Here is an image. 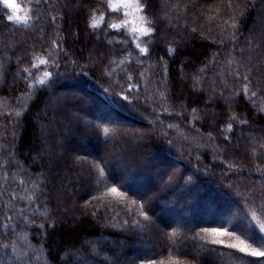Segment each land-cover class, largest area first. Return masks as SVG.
I'll list each match as a JSON object with an SVG mask.
<instances>
[{
  "label": "trees",
  "instance_id": "1",
  "mask_svg": "<svg viewBox=\"0 0 264 264\" xmlns=\"http://www.w3.org/2000/svg\"><path fill=\"white\" fill-rule=\"evenodd\" d=\"M14 2L0 264H264V0Z\"/></svg>",
  "mask_w": 264,
  "mask_h": 264
},
{
  "label": "snow or ice",
  "instance_id": "2",
  "mask_svg": "<svg viewBox=\"0 0 264 264\" xmlns=\"http://www.w3.org/2000/svg\"><path fill=\"white\" fill-rule=\"evenodd\" d=\"M3 2L7 7H11L14 11L19 8V5H17L14 2V0H3ZM108 7L113 9V10H119L121 8H132L133 11L136 13L143 12V10H144V5L141 4L140 0H108ZM125 15H127V13ZM8 19L9 20H25L26 21L28 19V17L27 16L21 17V16H16V15H11V16H8ZM140 20L142 23H147V17L146 16H141ZM92 26L96 27V24L93 23ZM111 27L119 28V27H121V25L113 24V25H111ZM133 31H139L142 35H147L153 30L150 28L141 27L138 29H133ZM245 90H246V86H245ZM253 95H255V93H253ZM261 110L264 111V108H262ZM104 131H105V133H107L109 131V129L105 128ZM111 191L113 193H116L117 189L113 188V189H111ZM219 242L223 243V241H219ZM233 246L237 247L236 245H233ZM241 250L245 251V252L248 251L247 248H243ZM253 255L264 256V252H255V253H253Z\"/></svg>",
  "mask_w": 264,
  "mask_h": 264
},
{
  "label": "rangeland",
  "instance_id": "3",
  "mask_svg": "<svg viewBox=\"0 0 264 264\" xmlns=\"http://www.w3.org/2000/svg\"><path fill=\"white\" fill-rule=\"evenodd\" d=\"M212 12L214 13L217 9H218V7H219V1H216L215 3H212ZM202 35V34H201ZM203 37H205V35L203 34L202 35ZM231 213H233V214H236V212H235V210H227V214H231ZM226 217H224V219H225ZM179 218L176 216V218H175V220H178ZM223 219V218H222Z\"/></svg>",
  "mask_w": 264,
  "mask_h": 264
}]
</instances>
